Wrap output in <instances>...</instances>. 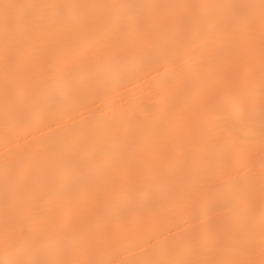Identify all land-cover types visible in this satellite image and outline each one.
Here are the masks:
<instances>
[{"label":"bare ground","instance_id":"1","mask_svg":"<svg viewBox=\"0 0 264 264\" xmlns=\"http://www.w3.org/2000/svg\"><path fill=\"white\" fill-rule=\"evenodd\" d=\"M7 2L146 7L101 10L105 24L42 10L7 104L0 41V260L264 264L259 11L251 78L234 56L246 34L216 46L191 26H156L180 11L170 5L259 0Z\"/></svg>","mask_w":264,"mask_h":264},{"label":"snow or ice","instance_id":"2","mask_svg":"<svg viewBox=\"0 0 264 264\" xmlns=\"http://www.w3.org/2000/svg\"><path fill=\"white\" fill-rule=\"evenodd\" d=\"M146 7L143 5H118V4H13L7 0H0V41L3 45V74H4V100L7 104L10 98V88L19 89L21 83L14 66L20 59L19 44L24 34L29 30L39 28L45 17L42 10L61 9L74 10L75 15L63 17L57 16L56 19L61 23L80 24L93 23L105 24L110 18L103 16L101 10L106 9H134ZM180 10L171 16L161 17L156 21V26L166 29L176 25H188L195 28L198 32L205 35L209 44L219 46L225 40H232L239 37L242 33L248 39L243 49L234 51L236 62L239 66L246 65L245 71L249 77H253L257 70L255 64V26L257 17L251 14L250 10L259 11V81H260V118L261 128L264 130V0H259V4H178L167 6ZM12 10H23L12 15ZM200 10H206L201 12ZM212 25L216 30L209 31L208 26ZM248 99L253 97V89L249 88ZM226 101L232 104L237 111H245L240 98L236 95H228ZM262 143H264V131H262ZM242 204H237L241 215L247 217L254 208V196L247 193L243 198ZM261 227L264 231V183L261 188ZM79 242L73 241V248H78ZM0 264H103L96 260H0ZM144 264H223L221 261L202 260V259H176L171 261H145Z\"/></svg>","mask_w":264,"mask_h":264}]
</instances>
